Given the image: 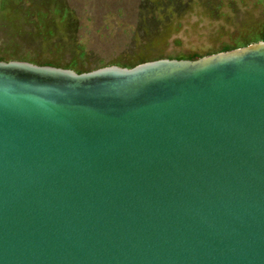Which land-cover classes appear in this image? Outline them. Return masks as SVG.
Here are the masks:
<instances>
[{"label":"water","instance_id":"95a60500","mask_svg":"<svg viewBox=\"0 0 264 264\" xmlns=\"http://www.w3.org/2000/svg\"><path fill=\"white\" fill-rule=\"evenodd\" d=\"M0 264H264V41L0 61Z\"/></svg>","mask_w":264,"mask_h":264},{"label":"rangeland","instance_id":"374dc122","mask_svg":"<svg viewBox=\"0 0 264 264\" xmlns=\"http://www.w3.org/2000/svg\"><path fill=\"white\" fill-rule=\"evenodd\" d=\"M40 1L2 0L0 59L92 70L157 55L205 57L264 29V0H47L69 14L46 18ZM157 31L164 41L145 47L143 37Z\"/></svg>","mask_w":264,"mask_h":264},{"label":"trees","instance_id":"16d2710c","mask_svg":"<svg viewBox=\"0 0 264 264\" xmlns=\"http://www.w3.org/2000/svg\"><path fill=\"white\" fill-rule=\"evenodd\" d=\"M55 6V7H53ZM60 4L55 2V4H51L49 1L47 0H41L38 4H37V8H39V10L37 11V14L40 15V16H43V18H46V15L47 13H62L64 15V17H67V15L69 14V11L62 7L60 8ZM2 9V0H0V11ZM144 41H145V47H150V46H154L156 44H159L161 42L164 41L165 39V36H163L160 32H156L155 35L153 37H149V36H144L143 37ZM260 41H264V29L261 31L260 34L254 36V37H251L250 40L246 43H238L236 44L234 47H226L224 48L221 52H228V51H232V50H235V49H238V48H243V47H246L250 44H253V43H257V42H260ZM201 57H198V56H193V57H190V58H187L186 60H191V61H194V60H197V59H200ZM159 59H163L161 56H155L154 58H151L150 60L148 59H145V60H128V61H125V62H116L110 66H113V65H116V66H119V67H126V68H132L134 66H137L139 64H142L144 62H148V61H154V60H159ZM169 59H172V58H169ZM178 60H180V58H177ZM0 61H19V60H6L4 58H1ZM20 61H24L26 62V60H20ZM41 66H52L50 64H45V65H41ZM53 67H56V66H53ZM105 67V66H104ZM64 69H71V70H74L75 72L77 73H84V72H88V71H92V70H95V69H98V68H101V67H98V68H95V69H92V70H83V69H80L77 67V65L75 64V62H72L70 63L69 65L63 67Z\"/></svg>","mask_w":264,"mask_h":264}]
</instances>
